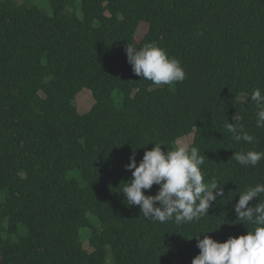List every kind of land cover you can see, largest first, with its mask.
<instances>
[{
	"label": "trees",
	"instance_id": "obj_1",
	"mask_svg": "<svg viewBox=\"0 0 264 264\" xmlns=\"http://www.w3.org/2000/svg\"><path fill=\"white\" fill-rule=\"evenodd\" d=\"M49 1L52 14L0 0V264H104L108 249L115 264H192L201 232L221 242L247 234L234 205L264 183V160L244 167L232 156L264 151L250 100L264 94V0ZM151 41L181 62L183 82L134 73L127 43ZM84 88L95 103L82 114L74 102ZM237 113L252 143L227 131ZM188 134L205 182L224 197L199 221L152 222L119 193L125 166L134 151L139 163L155 142L167 151Z\"/></svg>",
	"mask_w": 264,
	"mask_h": 264
},
{
	"label": "clouds",
	"instance_id": "obj_2",
	"mask_svg": "<svg viewBox=\"0 0 264 264\" xmlns=\"http://www.w3.org/2000/svg\"><path fill=\"white\" fill-rule=\"evenodd\" d=\"M126 53L134 73L156 86H172L186 78L181 62L169 56L156 41L146 42L139 48L127 43ZM250 100L257 107L256 127L264 128V94L256 89ZM240 120L237 113L233 117L234 122L226 123L227 131L236 142L252 143L254 136L244 131ZM162 145L166 144L155 142L139 163L133 152L130 163L125 166L132 175L119 193L125 196L128 206H139L143 216L152 222L174 221L179 225L199 221L209 214V208L218 196L224 197L223 188L216 182H205L201 170L204 156L197 147L181 139H177L167 151L162 149ZM232 157L241 166H256L264 160V151H235ZM153 185H158L157 193L146 194L145 190H150ZM262 195L264 183L240 192L234 210L240 221L252 227L247 234L231 236L223 242L207 235L210 231L201 232L205 235L197 239L200 251L192 264H264V201L249 206L250 201ZM193 237H198V234L188 238Z\"/></svg>",
	"mask_w": 264,
	"mask_h": 264
},
{
	"label": "rangeland",
	"instance_id": "obj_3",
	"mask_svg": "<svg viewBox=\"0 0 264 264\" xmlns=\"http://www.w3.org/2000/svg\"><path fill=\"white\" fill-rule=\"evenodd\" d=\"M19 2H22L24 0H18ZM34 4H36L38 7H40L43 11L52 14V7L50 4L49 0H31ZM79 15L82 16V12L79 13ZM147 29L146 24L142 23L139 25L138 27V31L136 34V38L138 40L141 39V37L144 35L145 31ZM136 92H133V96L135 95ZM113 101L116 107H121L123 104V99L124 96L123 94L119 91V90H115L113 92ZM95 103V99L93 96L92 91L89 88H84L82 89L76 96L75 102L74 104L76 105L78 111L82 114L84 113H88L91 108L93 107ZM181 140H183L186 143H191L192 139H193V135L192 134H188L186 136H184L183 138H180ZM2 195H0V199H1ZM89 234H90V229H85L83 231L82 234V238L84 241V246L87 249H90L89 247ZM108 254H107V258H106V262L104 264H115L111 255V251L110 249H108Z\"/></svg>",
	"mask_w": 264,
	"mask_h": 264
}]
</instances>
